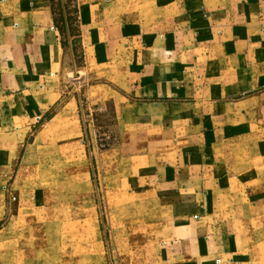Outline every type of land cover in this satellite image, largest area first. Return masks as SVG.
<instances>
[{
	"label": "crops",
	"instance_id": "0c3cea01",
	"mask_svg": "<svg viewBox=\"0 0 264 264\" xmlns=\"http://www.w3.org/2000/svg\"><path fill=\"white\" fill-rule=\"evenodd\" d=\"M78 18L84 57L118 84L126 185L170 215L159 263L247 264L235 223L264 206V0H79ZM54 24L49 0H0V172L60 94Z\"/></svg>",
	"mask_w": 264,
	"mask_h": 264
},
{
	"label": "rangeland",
	"instance_id": "374dc122",
	"mask_svg": "<svg viewBox=\"0 0 264 264\" xmlns=\"http://www.w3.org/2000/svg\"><path fill=\"white\" fill-rule=\"evenodd\" d=\"M49 2L71 56L45 119L0 172V264H160L170 215L126 185L133 168L109 107L118 84L84 57L79 0ZM235 231L247 264H264V206Z\"/></svg>",
	"mask_w": 264,
	"mask_h": 264
}]
</instances>
